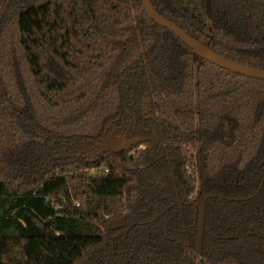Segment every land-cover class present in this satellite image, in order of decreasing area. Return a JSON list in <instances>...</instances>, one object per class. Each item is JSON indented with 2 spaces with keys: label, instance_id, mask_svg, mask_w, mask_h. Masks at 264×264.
Returning <instances> with one entry per match:
<instances>
[{
  "label": "trees",
  "instance_id": "trees-1",
  "mask_svg": "<svg viewBox=\"0 0 264 264\" xmlns=\"http://www.w3.org/2000/svg\"><path fill=\"white\" fill-rule=\"evenodd\" d=\"M150 1L213 52L264 70V0ZM110 125L145 147L81 157ZM263 180L264 80L202 59L141 0H4L0 264H264L250 230L264 231V187L153 221L179 201L251 197Z\"/></svg>",
  "mask_w": 264,
  "mask_h": 264
},
{
  "label": "water",
  "instance_id": "water-1",
  "mask_svg": "<svg viewBox=\"0 0 264 264\" xmlns=\"http://www.w3.org/2000/svg\"><path fill=\"white\" fill-rule=\"evenodd\" d=\"M132 1V0H130ZM143 7L145 9V12L147 16L154 21L159 26L166 28L170 32H172L176 37H178L183 43H185L190 49L194 51L195 54H197L202 59L209 61L213 63L214 65L225 69L227 71H230L232 73L240 74L245 77L253 78V79H261L264 80V70L250 67L238 62H235L233 60L227 59L215 52H213L207 45H205L202 42H199L189 36L187 33H185L182 29H180L178 26H176L174 23L170 22L166 18H164L162 15H160L156 9L153 7L150 0H141ZM141 138H137L135 140H129L126 136L120 139L119 141H115L114 145L116 147L114 148L111 145H106L104 150L106 152H112L113 154H120L123 151H129L132 147L138 145L141 142ZM261 190V189H260ZM255 197V196H254ZM252 197V198H254ZM252 198H224L222 196H213L209 198H202L197 201V203L194 204V207L196 209H199L208 199H220V200H229L232 202H245ZM189 206V204L186 203H175L168 207L166 210H164L161 214H159L157 217L154 218L153 221H157L163 216H165L170 210H172L175 207H182V206ZM58 213H63V210H58ZM125 221V220H124ZM253 231H256L263 235V232L260 231V229L257 226H254Z\"/></svg>",
  "mask_w": 264,
  "mask_h": 264
},
{
  "label": "flooded vegetation",
  "instance_id": "flooded-vegetation-1",
  "mask_svg": "<svg viewBox=\"0 0 264 264\" xmlns=\"http://www.w3.org/2000/svg\"><path fill=\"white\" fill-rule=\"evenodd\" d=\"M142 113L143 115L145 116V118L147 120H151V121H159L158 117H156L153 113H152V109L150 108V101L149 99L145 98L144 101H143V104H142ZM127 137L129 140H135L137 138H141V142L138 144V145H141V148H144L145 147V144H144V139L143 137L141 136H131L129 135L128 131H123V130H120V128L114 126V125H110L108 126L107 130H106V133L105 135L103 136V138H101L99 141H97L96 143H91V142H88V141H85V144L83 146L82 149L79 150V155L83 158H86V159H90L92 163H96L101 157H104L106 155H109V154H113L111 151L110 152H106L103 148L105 147L106 145H111L113 146L114 148L116 147V145H114V142L117 140L119 141L120 139H122L123 137ZM159 140H157L156 143H158ZM138 145L132 147L129 151H132L133 149H135V147H137ZM152 148V147H150ZM124 152V151H123ZM264 187V180L262 181L258 191L251 197H246V198H252L250 200H253L255 199L259 193L262 191ZM261 189V190H260ZM213 196H222V195H212V196H208V197H202V198H209V197H213ZM224 198H232V197H225V196H222ZM200 198V199H202ZM199 199V200H200ZM208 200H220V199H208ZM207 200V201H208ZM248 200V201H250ZM221 201H229V200H221ZM248 201H245V202H248ZM181 203H186V204H189V206H182V207H193L196 211H198L199 209H196L194 207V204L197 203V201L195 203H188V202H185V201H179ZM229 202H232V201H229ZM178 203V202H177ZM235 203H242V202H235ZM175 204V203H174ZM173 205V204H172ZM171 206V205H170ZM169 206V207H170ZM168 208V207H167ZM166 208V209H167ZM176 208V207H175ZM178 208H181V207H178ZM165 209V210H166ZM174 209V208H173ZM171 211V210H170ZM169 211V212H170ZM161 214V213H160ZM157 217V216H156ZM164 217V216H163ZM117 220H123L124 219H117ZM154 220V219H153ZM125 222V221H124ZM155 222V221H154ZM126 224V223H125ZM254 226H257L259 228V226L255 223H252L251 227H250V230L252 232H255L257 233L259 236L261 237H264V231L261 230L260 228V231L263 232V235L256 232V231H253V227ZM112 227V226H111ZM114 228V227H112ZM115 228H121V226L119 227H115ZM263 251H264V247H263Z\"/></svg>",
  "mask_w": 264,
  "mask_h": 264
},
{
  "label": "rangeland",
  "instance_id": "rangeland-1",
  "mask_svg": "<svg viewBox=\"0 0 264 264\" xmlns=\"http://www.w3.org/2000/svg\"><path fill=\"white\" fill-rule=\"evenodd\" d=\"M3 3H4V0H0V8L3 5ZM88 160H90V159H88ZM110 225L112 227H114V228L115 227H119V226L124 227L125 226V222L123 220H112ZM4 241L5 240L0 241V256L6 255V254L9 253L7 247L4 245Z\"/></svg>",
  "mask_w": 264,
  "mask_h": 264
}]
</instances>
